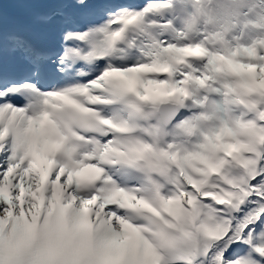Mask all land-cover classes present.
<instances>
[{
	"label": "snow or ice",
	"instance_id": "1",
	"mask_svg": "<svg viewBox=\"0 0 264 264\" xmlns=\"http://www.w3.org/2000/svg\"><path fill=\"white\" fill-rule=\"evenodd\" d=\"M0 264H264V0H0Z\"/></svg>",
	"mask_w": 264,
	"mask_h": 264
}]
</instances>
